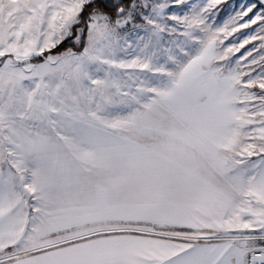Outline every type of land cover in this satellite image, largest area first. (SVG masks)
Returning <instances> with one entry per match:
<instances>
[{
	"label": "snow or ice",
	"instance_id": "1",
	"mask_svg": "<svg viewBox=\"0 0 264 264\" xmlns=\"http://www.w3.org/2000/svg\"><path fill=\"white\" fill-rule=\"evenodd\" d=\"M222 2L0 0V264H264V0Z\"/></svg>",
	"mask_w": 264,
	"mask_h": 264
},
{
	"label": "rangeland",
	"instance_id": "2",
	"mask_svg": "<svg viewBox=\"0 0 264 264\" xmlns=\"http://www.w3.org/2000/svg\"><path fill=\"white\" fill-rule=\"evenodd\" d=\"M188 4L192 3H204L205 0H187ZM252 2V0H223V2L219 5H217V8L214 10L217 12L216 20L218 23H222L223 20H226L228 16L233 15L236 11L240 10V5L241 4H246ZM174 11L177 12H183L187 10L186 5H174L173 7ZM251 15V14H250ZM256 26L253 25V28ZM243 32H248L250 31L249 29H244L242 30ZM239 35V34H237ZM246 47H250L246 46Z\"/></svg>",
	"mask_w": 264,
	"mask_h": 264
},
{
	"label": "water",
	"instance_id": "3",
	"mask_svg": "<svg viewBox=\"0 0 264 264\" xmlns=\"http://www.w3.org/2000/svg\"><path fill=\"white\" fill-rule=\"evenodd\" d=\"M257 2H258V0H257Z\"/></svg>",
	"mask_w": 264,
	"mask_h": 264
}]
</instances>
